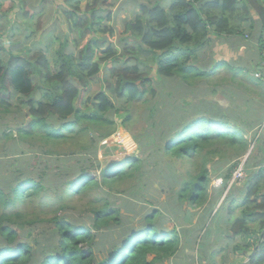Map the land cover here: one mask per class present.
I'll return each instance as SVG.
<instances>
[{
    "label": "trees",
    "instance_id": "obj_1",
    "mask_svg": "<svg viewBox=\"0 0 264 264\" xmlns=\"http://www.w3.org/2000/svg\"><path fill=\"white\" fill-rule=\"evenodd\" d=\"M7 1L13 3L16 0ZM64 1L61 4L67 10L62 19L67 31L78 38L88 36L82 50L77 56L58 52L52 67L41 54L34 58L10 56L8 62L0 57V106L7 105L10 92L22 97L29 108L30 122L26 128L17 129L19 136H37L46 144L73 141L83 158L95 160L96 145L116 129L108 115L113 112L118 115L120 125L125 129L124 122L130 116L129 105L136 100L144 101L148 91L146 86L152 85L157 77H179L189 83L192 78L209 76L197 67L194 59L195 51L203 47L208 36L232 33L243 42L251 38L241 22L228 24L227 16L240 17L243 21L242 17L249 16L254 10L260 15L264 28V0H174L167 8L158 4L139 6L138 12L124 23L126 39L120 41L122 44L116 50L114 44L102 42L99 36L108 31L113 33L111 29L100 27L104 20L110 19L103 0H91L84 9L74 0L73 5L69 4L71 0ZM127 41L136 44L129 47ZM263 41L262 36L257 38L259 49ZM67 42L61 47L65 48ZM73 42L78 41L74 39ZM137 45H144L146 49L135 48ZM136 49L150 57L139 56ZM3 50L10 52L0 45V54ZM118 65L122 67L118 68ZM144 69L147 72L144 73ZM101 74L106 88L118 102L126 104L125 108L118 107L103 88L93 99L84 100L93 81H100ZM151 93L154 94V90ZM231 95L237 96L235 92ZM231 106L234 105L231 103ZM156 107L157 104L149 110L150 118L157 112ZM120 110L123 115L118 114ZM182 110L192 113L190 109ZM195 114L197 116L183 120L176 114L167 134H161L156 140L152 135L144 136L148 141L137 145L134 156L123 157L104 168L98 163L93 168L78 164L79 172L61 185L58 180L62 181L66 172L60 166L54 174L57 181L47 185L42 176L27 175L24 169L0 172V264H159L168 261L180 247L178 225L168 230L156 220L159 211L153 210L144 217L136 232H117L114 227L120 222L104 198L111 194L121 195L133 186L138 189L151 164L147 162L150 158L155 165L163 159L170 176L178 177L177 203H186L190 208L210 205L206 191L212 173L208 165H211L210 168L220 174L217 177L222 178L216 199L224 191V200H234L240 192L239 187H243L240 214H244L243 218L250 216L252 220L256 216L264 217L261 204L252 200L264 184V169L246 173V179L233 184L226 193L228 182L240 164L238 158L247 153V142L242 133L230 124L233 109L211 101L198 107ZM82 121L92 125L109 121L112 128L96 138L86 134L85 127L75 128ZM56 122L60 123L57 127L54 126ZM68 130L70 133L65 134ZM147 131L141 130L140 134L145 135ZM151 145L155 149L153 153L149 152ZM42 153L53 154L55 151ZM77 153L62 155L70 161ZM60 162L64 163V159ZM176 166L179 169L176 170ZM93 172H99V180L91 175ZM38 173L44 174L43 171ZM99 189L102 194H96ZM36 199L40 200V208L51 209L50 215L35 208L40 216L30 219L32 212H28V208ZM262 200L264 202V197ZM74 201L82 206L81 220H72L66 212L69 208L77 209L72 205ZM248 210L258 213L247 214ZM238 224L241 225V221ZM27 225L29 229H22ZM103 229L109 237L107 235L101 245L103 250H99L96 246L101 241L97 240V233ZM241 233L235 229L234 236ZM253 260L252 264H263L264 249Z\"/></svg>",
    "mask_w": 264,
    "mask_h": 264
},
{
    "label": "rangeland",
    "instance_id": "obj_2",
    "mask_svg": "<svg viewBox=\"0 0 264 264\" xmlns=\"http://www.w3.org/2000/svg\"><path fill=\"white\" fill-rule=\"evenodd\" d=\"M103 1L105 4L103 5L104 10L110 14V19L104 20L100 27L111 29L113 33L111 34L108 31L99 36L102 39V42L105 40L106 44H114L116 46L115 49L117 50L122 44L120 41L126 39V35L123 33V25L125 22L129 21V16L133 13H129L131 6L136 9L138 2L143 0ZM61 2L65 1L16 0L12 3L7 0H0V45L3 47L5 46V49L10 50V52H7L6 50L1 52L0 57L2 61L8 62L10 56H22L24 58L26 56V58H34L36 55L41 54L46 57L48 64L52 67L54 58L58 56L57 53L60 51H63L65 54L72 53L77 56L82 50L83 42L88 39V36H85L84 39L78 38L75 34L67 31V26H64L65 21L62 19H65V15L63 14L66 12L67 8H65ZM74 2H76L78 7H81L82 9L92 3L91 0H74ZM156 2H158V0L154 3ZM69 4L73 5L72 0ZM159 4H161V2H159ZM261 23L262 22L260 21V24ZM256 32L257 31H253L252 37L249 39L251 44L250 50L240 51L238 54L230 51L227 61L231 63L229 64L230 69L232 68V70L229 71L232 76L230 79L231 81H225L221 84V80H223L222 78L229 76L228 73L217 78H206L205 76L197 79L192 78L189 80V83L183 82L179 77L167 79V77L159 76L154 80L152 85L146 86L148 91L144 97V101L136 100L129 105L128 111L130 112V116L124 122L125 129L120 125L121 119L118 118V115L114 112L110 113L108 117L115 122L116 129L110 137L100 141L96 145V160L83 158L80 151H78V148L75 147L73 141H58L46 144L37 136L24 138L19 136L17 129L23 127L26 128L30 122L28 117L29 108L26 102L21 100L22 97L10 92L7 105L0 106V172H3L4 174L7 169L10 171L15 170V168L24 169L27 175L42 176L45 185H47L57 181L54 178V174L57 171V167L60 166L64 167V171L66 172L62 181L58 180L61 185L68 179L74 177L81 167L93 168L98 163L101 168H104L108 164L119 161L123 157L134 156L138 150L137 145L147 143L148 140H146L144 136L152 135L156 140L161 134H167L170 121L174 120L172 118L176 114L179 115V120H183L192 115H196L195 110L198 107H202L204 104H209L211 101L213 103L218 102L221 106L229 105L224 103L221 98V93L227 91V89L223 90L225 84H229L230 87L233 84L232 87H235V89L241 88L245 96L248 98L251 95V89L254 88L250 83L252 84L256 82L253 78V76L256 75L254 67H252L249 62L254 58V56H252L254 55V52L256 56L258 55L256 48ZM74 39L78 42L74 43ZM67 40L66 47L62 48L61 46ZM134 42L128 43L127 41L128 46L132 47L136 44ZM9 45L11 46L9 47ZM140 47L144 50L146 49L144 45H137L135 48L139 49ZM136 52L141 57H150L149 54L144 55L143 52H140L137 49ZM202 55L205 57V54ZM203 60H205V58L201 59V61ZM199 62L196 61L195 63ZM243 66L250 68L247 69L250 71L247 72L238 68ZM121 67L122 65H118V68ZM149 67L150 64L146 68ZM145 72H147V69H144V73ZM242 72L243 74H240ZM250 72L251 74H249ZM211 74L221 75L222 72L212 71ZM102 76L103 74H101L99 82L93 81L84 100L88 98L93 99L96 93L103 88L104 92H106L116 104H118V107L125 108L126 104L123 105L121 101L118 102L106 88L107 84L103 83ZM113 82L114 81H112V83ZM217 83L220 85L223 92L220 91L221 93H219L216 91ZM151 90H154V94L151 93ZM214 92H216L217 95L214 96ZM243 98L245 97L241 98L240 103L241 112L247 113L248 107L246 101L242 100ZM232 99H234V97L231 96V102H238V100ZM155 104H157V112L150 118L149 110ZM183 108L192 110V113L182 110ZM174 109L179 112L176 113ZM234 110L237 109L235 108ZM118 114L123 115L124 112L120 110L118 111ZM58 125H60V123L56 122L54 124L55 127ZM150 125H152V127H150ZM82 127H85L86 134H92L98 138L101 132L110 130L112 125L109 121L99 125H92L82 121L78 124V127L76 126L75 128L78 129ZM145 129H148L147 133L145 135L140 134V131ZM35 132L37 134V131ZM64 133L69 134L70 132L68 130L64 131ZM134 137H136L137 140H135ZM246 145V152L250 153L249 157L253 153L258 152L254 142H251V144L248 142ZM47 150H53L56 154L42 153ZM154 150L153 145L149 146V152L153 153ZM74 152L78 153L70 161H67L68 159L66 155H62ZM247 153L243 157L240 156L238 159H244L247 156ZM61 159H64V163L60 162ZM147 162H151V164L147 168L145 179L140 186L138 184V189L132 185L133 187L121 195L111 194L109 197L104 196L105 200L109 202L111 208L116 212V216L120 222L119 225L114 227L117 232L126 233L131 230L136 232L140 225L143 224L144 217L153 210L159 211L156 220L160 224L163 223L168 230L172 229L175 224L179 226V220L181 219L191 218L194 215L200 216V213L202 216H207L205 214L206 210H210V217L226 213V206L229 205V201L224 200V191L219 198H215L218 190L222 186V178L217 177L220 174L210 168L211 165H208V168L212 173L209 177L210 184L206 192L210 199V205L214 201L216 203L214 202L212 207L210 205L208 207L204 205L203 207L190 208L186 203H177L179 190L178 177L170 176L169 170L165 168L164 160L161 159L159 165H155L156 163L153 164L152 158L148 159ZM78 164H80L81 167ZM76 166L79 167L75 168ZM175 169H179V166H176ZM38 171H43L44 174L38 173ZM225 172L223 173L225 174ZM91 175L99 180V172H93ZM149 180H151V182H149ZM231 183L232 178L229 181V184ZM99 191H96V194H102L100 189ZM37 199L34 201V204L28 208V212H32V217H30V219H34L35 217L39 218L40 216L35 208L44 210L50 215L49 211H51V209L40 208V200ZM79 203L80 202L74 201L72 205H75L77 209L69 208L66 211L72 220H81L82 216L80 213L82 212V206H79ZM178 208H180V212L178 216H175L177 213L176 209ZM45 216L47 215L45 214ZM207 225L209 226L210 224ZM22 229H29V226H23ZM37 233H39V231ZM97 236V240H100L101 243L96 247H98L99 250H103L101 245L104 243L106 236L109 237V234L103 229L97 233ZM25 239L28 241V238ZM213 241L219 244L218 247L222 246L223 236L209 234L203 241V244L206 247ZM212 251L213 250L209 253L211 254ZM218 251L219 250L213 251L215 253L213 258H215L216 252ZM152 258L153 255L149 257V260ZM211 262L214 263V260Z\"/></svg>",
    "mask_w": 264,
    "mask_h": 264
},
{
    "label": "crops",
    "instance_id": "obj_3",
    "mask_svg": "<svg viewBox=\"0 0 264 264\" xmlns=\"http://www.w3.org/2000/svg\"><path fill=\"white\" fill-rule=\"evenodd\" d=\"M155 1L156 0L140 1L136 9L131 6L129 13H133L129 16V20L133 14L138 12V8L141 5L152 6L158 4L167 8L171 6L174 0H158V2L154 3ZM159 2H161V4H159ZM242 18L243 21H240V17L227 16L226 22L228 24H238L241 22L246 33L249 32L251 37L253 31H257V38L260 36L263 37V22L256 11L253 10L249 16ZM260 21L262 22L261 24ZM256 48L258 55L256 56L254 52V55H252L254 58L249 61L252 67H254L256 75L253 76V78L256 82L250 83L254 88L251 89V95L248 98L241 88H233L232 83L231 87L229 84L224 85L225 87L223 90L227 89L225 93H221L223 91L220 85L218 83L216 84V91L221 93L223 102L229 104L223 107L233 109V117L230 119V124L236 126L240 130L243 139L247 143L249 142V144H251V142H254L256 145L255 147L258 152L250 156L246 165V172L248 174L257 173L260 172L261 169H264V61L262 60L257 43ZM250 49L251 44L249 40L243 42L239 36L233 35L232 33H221L215 36H208L203 47L195 51V62L200 61L195 64H198L197 67L203 71L222 72L221 75L211 74V77L217 78L228 73L229 76L221 80V84H223L225 81H231L230 79L232 78L229 72V64L231 63L227 61L230 51L238 54L240 51H247ZM202 54H205V57ZM204 58L205 60L201 61V59ZM238 68L243 71H250L247 70L250 68L244 66ZM251 72L249 74H251ZM241 74H243V72ZM232 92H235L237 95L232 100H238V102H231ZM242 97H245L242 100L246 101L248 107L247 113L241 112L240 103ZM231 103H234V107L237 110H234ZM239 188L240 192L238 195L234 200H230L229 205L226 206L227 209L225 214L210 217V210H206L205 214L207 216H202L200 213V216L194 215L191 218L179 220L180 224L177 226V230L180 234L179 250L168 261L159 264H252L254 261L253 258L264 249V217L256 216L252 220L250 216L246 215L247 217L243 218L244 214H240L242 210L240 205L244 193H242L243 187ZM262 197H264V184L261 185L258 196L252 199L255 200L257 204H261L262 211H264ZM210 206L212 207V204ZM244 209L245 207L243 206V210ZM249 213L257 215L258 212L256 210H248L247 214ZM239 220L241 221V225H237L238 222L240 223ZM207 224L210 225L208 226ZM235 229L242 233L238 236H234ZM209 234L222 235V246L218 247L219 244L213 241L210 245L205 247L203 241ZM211 250H219L216 252L215 258H213L215 254L213 251L211 254L209 253ZM212 260H214V263L211 262Z\"/></svg>",
    "mask_w": 264,
    "mask_h": 264
},
{
    "label": "built area",
    "instance_id": "obj_4",
    "mask_svg": "<svg viewBox=\"0 0 264 264\" xmlns=\"http://www.w3.org/2000/svg\"><path fill=\"white\" fill-rule=\"evenodd\" d=\"M262 57L264 59V43L262 44ZM231 178H232V183L229 184L228 182L229 186L227 187V191L233 184L240 183L241 181L245 179V161L244 160L236 167Z\"/></svg>",
    "mask_w": 264,
    "mask_h": 264
},
{
    "label": "clouds",
    "instance_id": "obj_5",
    "mask_svg": "<svg viewBox=\"0 0 264 264\" xmlns=\"http://www.w3.org/2000/svg\"><path fill=\"white\" fill-rule=\"evenodd\" d=\"M242 1V0H241ZM263 38H264V35H263ZM264 43V41L261 43V46H260V52H261V57H262V44ZM262 60L264 61V59H263V57H262ZM200 69V68H199ZM201 70V69H200ZM202 72H204V74H209V76L208 77H206V78H211V72L212 71H203V70H201ZM233 105H234V103H233ZM234 107V106H233ZM235 109V108H234ZM249 155H250V153L248 152L247 153V156L244 158V159H241V160H239L240 161V163L244 160L245 161V179H246V165H247V159H248V157H249ZM244 179V180H245ZM226 193H227V189H226ZM224 201V200H223ZM17 210H19V209H16L15 211H17Z\"/></svg>",
    "mask_w": 264,
    "mask_h": 264
},
{
    "label": "water",
    "instance_id": "obj_6",
    "mask_svg": "<svg viewBox=\"0 0 264 264\" xmlns=\"http://www.w3.org/2000/svg\"><path fill=\"white\" fill-rule=\"evenodd\" d=\"M187 1H189V0H187ZM237 2H241V0H237Z\"/></svg>",
    "mask_w": 264,
    "mask_h": 264
}]
</instances>
